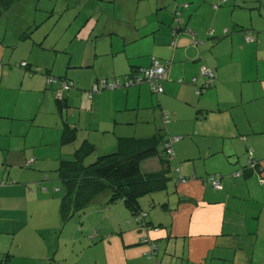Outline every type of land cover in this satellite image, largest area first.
Returning a JSON list of instances; mask_svg holds the SVG:
<instances>
[{
    "label": "crops",
    "instance_id": "0c3cea01",
    "mask_svg": "<svg viewBox=\"0 0 264 264\" xmlns=\"http://www.w3.org/2000/svg\"><path fill=\"white\" fill-rule=\"evenodd\" d=\"M188 1L194 2L191 8L185 0H133L135 8L130 14L125 11L124 0H112L115 4L112 9L117 15L112 25L108 27L107 20L91 26L92 32L102 31L98 38L105 40L109 36L106 38L110 45L108 50L94 54L96 61L97 57H104L112 62L109 72L88 80L72 78L76 87L62 92L66 102L63 117L58 113L56 88L46 85V76L69 80L67 74L61 76L62 72L55 68L56 62L52 67L50 64L40 67L32 60V55H10L13 52L9 51L24 39V29L0 35V264H264V194L251 188L252 182L256 190L253 181L257 178L256 172L264 188V154L259 151L260 146L264 148V140L257 141L264 138V128L249 133L245 139L238 133V127L232 130L228 127L232 106L216 110L220 105L218 100H209L212 96L218 98L225 86L227 70L218 55L252 54L261 61L256 77L249 78L251 74L243 68L241 74L254 83L253 97L264 100V0H228L223 5L219 0ZM177 2L181 4L180 19L184 11L190 14L179 24L184 23L194 33L195 40L201 42L198 48L191 45L192 37L188 34L180 31L175 36L172 34L171 12ZM126 18L131 23L128 29L123 26ZM211 21L221 32L223 27L232 26L231 36L216 39V29L210 27L209 30L215 29L214 39L206 40L205 31ZM246 33L252 42L245 41ZM90 38L97 49L100 39L95 40L92 34L79 42L87 44ZM42 45L40 42L39 46ZM151 58L160 65L170 63L168 73L159 82L163 93H154L144 84L90 94L99 78H121L118 76L149 67ZM18 61L27 62L31 71L15 67ZM201 67H209L214 73L209 87H201L204 82L199 74ZM108 73L113 77H108ZM192 77H197L193 85ZM211 87L212 90L206 92ZM25 93L27 98H24ZM193 94L199 98L195 101L197 110L216 116L212 132L215 133L219 124L222 128L218 135L224 138L218 145L207 147L199 142L191 145L189 138L205 137L202 131H193V135L183 138L174 147L181 139L176 135H185L182 133L187 131L181 127L184 119L172 103L180 99L189 103ZM250 100L252 96L240 95V103ZM145 107H151L161 122L162 114H167L170 120L167 124L162 122L160 130L178 139L171 146L174 164L173 169L171 162L168 165L169 179L165 188L138 200L150 230L144 231L130 222L133 214L122 200L108 204V193L96 196L79 212L82 213L79 221L65 222L62 227L60 206L56 215V197L44 193L46 177H42L38 169L47 157L58 167L59 160L71 159L72 153L65 155L66 152L61 151L64 156L58 158L49 153L46 146H67L60 143L65 124L76 128V141L69 145L73 150L84 140L96 148L102 145L114 149L118 137L144 139L138 134L140 131L131 130L135 122L124 120L119 114L132 111L140 118L139 112ZM207 118L205 115L200 121L206 122ZM170 123L173 126L168 127ZM177 125L180 129L175 128ZM205 128L210 132L208 124ZM46 129L55 130H51V138ZM248 145L253 151L246 150ZM181 155L193 158L188 162V157ZM213 156L209 162L215 167L207 168L206 160ZM159 159L160 156L145 161L142 173L158 172ZM29 160L33 161L27 164ZM34 160L37 167L32 165ZM255 162L257 167H252L255 170L246 168ZM238 171L241 176L233 177ZM180 175L186 183L176 181ZM210 175L221 176V190H214L206 182ZM92 235L96 236L93 240ZM152 245L155 256H150Z\"/></svg>",
    "mask_w": 264,
    "mask_h": 264
},
{
    "label": "rangeland",
    "instance_id": "374dc122",
    "mask_svg": "<svg viewBox=\"0 0 264 264\" xmlns=\"http://www.w3.org/2000/svg\"><path fill=\"white\" fill-rule=\"evenodd\" d=\"M157 1V0H152ZM184 1V0H183ZM127 5L125 8L126 13L130 12L132 9L135 8V4L133 0H124ZM185 2H189L185 0ZM16 4L12 6L8 11H5V16L0 19V35H3L10 32H15L18 28L20 32L24 29L22 35L24 39L22 42L12 51L10 50V55H32V60L35 62L36 65L40 67H44V65L52 64L56 62L55 68L58 72H62V77L67 74V78L69 80H73L72 78H83L88 80L95 75L104 74L109 72L110 64L112 63L109 59L104 57H97V61L94 60V54H100L101 50H108L109 44L108 40L109 36L103 38H98L102 36V31L96 30L91 31L92 23L100 24L102 22H108V27L112 25L114 22L113 20L117 18L116 12L112 9L115 5L113 4L112 0H18L15 2ZM190 8L192 7L194 2H189ZM113 4V5H111ZM180 2H177V5L173 8L171 12V19H172V27L176 28L177 25L180 26V33L185 34L184 23L180 25L177 22V18H174L175 11H179ZM118 5V2L116 3ZM110 6V8H109ZM118 13V11H117ZM131 14V12H130ZM193 14V12L191 13ZM190 14L188 10L184 11L183 17H188ZM183 17L180 19L183 20ZM109 18V19H108ZM99 19V20H98ZM133 20V16H132ZM212 20L215 21V18L212 17ZM174 21V22H173ZM183 22V21H182ZM129 20L126 18L125 25L123 26L128 29ZM88 28H87V26ZM103 26V25H102ZM210 27L216 29L215 31V38H225L230 37L232 34V26L223 27L222 32L220 31L219 27H217L216 23L211 21V25H209L208 30ZM112 28V27H110ZM182 28V29H181ZM189 29V28H188ZM214 29V30H215ZM205 31L206 40H213L214 39V30L210 29L209 31ZM223 30H227V33L223 32ZM92 34L93 38L100 39L98 43L97 49H95V43L90 38V41L87 44L80 43L79 41L82 39L84 42L88 39V35ZM187 34V33H186ZM190 36V35H188ZM76 37V39H75ZM199 39V36H197ZM191 38V36H190ZM196 39V37H195ZM97 40V39H95ZM200 40V39H199ZM201 41V40H200ZM43 42L42 47L39 46V43ZM199 41H197L198 43ZM171 43V42H170ZM201 43V42H199ZM199 43L194 46L193 39L191 38V45L195 48H198L200 45ZM211 47V46H210ZM212 48H210L211 50ZM225 53V52H224ZM98 56V55H97ZM57 57V58H56ZM219 62L226 67V78H225V86L219 91L218 98L216 96H212L209 98L211 101L219 102V106L215 107L217 109H224L225 106H232L230 109L232 111L230 117V123L228 125L231 130L235 127H238L239 134L244 136L245 139L248 138V134L255 131L261 130L260 128H264V100L255 99L253 96L255 95L256 91L253 90V82L248 81L247 77L241 74L242 68L246 71V73L251 74L249 78H255L258 71V66H260V60L255 56L252 55H218ZM56 58V60H55ZM96 61V62H95ZM16 63H21L20 61ZM102 63V64H101ZM74 64L75 66H73ZM92 64V65H91ZM15 66V64H14ZM38 73V70L35 69ZM108 77H113L112 74L107 75ZM57 77V76H54ZM103 77H106L103 75ZM123 77V76H118ZM101 79V78H99ZM74 87H76V81L73 80ZM256 85V84H255ZM260 85V84H259ZM56 88V85H54ZM213 87L209 88L206 92L212 90ZM129 89V88H127ZM116 90H125V89H116ZM66 93V92H65ZM102 93V92H99ZM96 94V93H94ZM93 94V95H94ZM252 96V100L248 101V103H240V95ZM55 95V94H54ZM34 96V95H33ZM203 96V95H202ZM201 96V97H202ZM24 98H27V93H25ZM35 98V97H34ZM262 98V96H261ZM35 100V99H34ZM199 98L193 94L192 98H189V103L185 100L180 99L176 100L172 105L176 108L178 112H180V117L184 119L181 127L187 131L186 133H182L185 135L177 134L176 136H180V142H176L174 147L180 144L183 141V138H189L188 136L193 135V131H202L205 137H197L189 138V143L193 146L197 145V142L203 144L204 146H213L218 145L223 140V136L218 135L222 128L219 124L218 128L215 133L212 131L215 129V125L213 124V120L215 119L214 114L207 113L205 111L200 112L195 107V101H198ZM151 102V101H150ZM144 106L142 103L141 108ZM215 110V109H210ZM154 110L150 108H143L140 110L139 115L140 118L137 117V112H121L119 117L124 120H133L135 125H132L131 130H138L140 131L142 138H150L156 134V130H160L162 128L161 119L154 114ZM168 113V112H167ZM202 113V114H201ZM35 114V113H34ZM201 114V115H200ZM205 115H208L206 122H201V119H205ZM34 116V115H33ZM171 116V114H170ZM60 119V118H59ZM61 121V119H60ZM209 126V131L207 132L208 128H205L206 125ZM173 126V124H169L168 127ZM175 128L180 129V125L175 126ZM51 130L55 131L54 129H46L52 137L53 133ZM163 133V130L158 131ZM137 136V135H136ZM175 137V136H170ZM262 141L264 138H260ZM97 142H101L102 140L96 139ZM104 141V140H103ZM79 142H76L78 145ZM99 144V143H98ZM162 145L157 147V151L159 154L162 153ZM46 148L48 152L54 154L55 156H64L61 155V151H65V155L69 152L73 153L72 146H56L51 148L50 145H47ZM260 148V154H264V148L262 146ZM73 150V151H72ZM246 150H252L251 146H246ZM114 152V149L107 148V146L98 145L97 149L94 154L89 155L85 158V165L91 164L98 156L102 154H109ZM247 155V152H246ZM187 156L188 162H191L192 156L190 155H181ZM197 158L196 155H194ZM57 158V157H56ZM65 159L66 157H62ZM213 157L208 158L207 161V168H214L215 166L211 164L209 161L213 159ZM62 159V160H63ZM173 164L171 162V168L173 169ZM37 167V162L32 164ZM57 163H54L48 157L43 161L41 165L42 177H46V183H44L46 189H44V193L46 195H50L52 197H56L55 200V209L56 215L58 214V209L62 200V197L65 194V188L62 184L61 180L59 179V174L57 172ZM261 174V173H260ZM257 178L254 181L256 185V190L253 187L251 182V188L253 191L257 193L264 194V188H262L261 178L258 172H256ZM42 179V178H41ZM51 185V186H49ZM59 189V191L55 192V189ZM102 216L100 215L101 219L105 217V212L101 211ZM82 213H74L69 219H67L66 223L69 221H79ZM140 217L136 214L131 216L130 222L133 225H138L139 228L142 230H150L147 229L142 225L139 224ZM61 221V218H60ZM129 222V221H127ZM65 222H61V226L64 227ZM81 224V222H79ZM147 226V225H146ZM63 228L59 230L62 233ZM72 255V254H71ZM72 264H74L72 262Z\"/></svg>",
    "mask_w": 264,
    "mask_h": 264
},
{
    "label": "trees",
    "instance_id": "16d2710c",
    "mask_svg": "<svg viewBox=\"0 0 264 264\" xmlns=\"http://www.w3.org/2000/svg\"><path fill=\"white\" fill-rule=\"evenodd\" d=\"M17 1L0 0V19H2L5 11L14 6ZM25 63L26 67L22 69L31 71V67L27 62ZM137 70L135 69L121 78H130ZM60 79L69 82L66 78ZM140 85L144 84L133 86ZM56 104L58 113L60 112L63 117L64 111H66V102L63 96L56 99ZM163 115L162 122L167 124L170 120L169 116L165 114L168 120L164 122ZM76 133V128H70L65 124L60 143L63 145L73 144L76 141ZM172 141V138L160 132H156L152 137L145 139L118 137L114 152L98 156L89 165H85L84 160L87 156L93 155L97 148L87 140L82 141L78 148L73 151L71 159L59 160L57 172L65 188L59 209L61 222H66L74 213L82 212L96 196L102 193H108V204L120 199L130 208L133 215H138L142 212L138 200L146 194L165 188L166 180L169 179L167 176L168 165L171 162L166 154V145L171 144ZM160 145H162L161 154L157 151V147ZM159 156V171L142 173V164ZM246 168L254 169L249 166ZM66 174H68L67 178L65 177ZM176 181L178 182V177ZM94 238L96 236L93 235L91 239Z\"/></svg>",
    "mask_w": 264,
    "mask_h": 264
},
{
    "label": "built area",
    "instance_id": "2783aa9c",
    "mask_svg": "<svg viewBox=\"0 0 264 264\" xmlns=\"http://www.w3.org/2000/svg\"><path fill=\"white\" fill-rule=\"evenodd\" d=\"M228 0H219V3L221 5L225 4ZM179 4V7L180 8ZM184 8L186 7V5L183 6ZM182 8V7H181ZM177 18V22L180 23V11L176 12L175 11V17ZM172 30V34L173 36L176 35V33H178L180 31V26L177 25L176 28L171 27ZM184 32H186L188 35H190L193 39H194V45H197V41L195 40V35L192 31H190V29H188L187 27H185ZM223 32H225V34L227 33V30H223ZM245 41L246 42H252L250 36L246 33L245 34ZM25 62H21V63H17L15 64V67L17 68H25ZM170 67V63L169 62H165L164 64L160 65L158 63V61H156L154 58H151V64L149 67L147 68H139L136 72H134L132 74V76L130 78H114V79H110L108 80L107 78H102L97 80L91 87L90 89V94L92 93H99L102 92L104 90H114V89H122V88H129L132 87L133 85H137V84H147L149 85V87L151 88V90L154 93L157 94H161L163 92L162 87L160 86L159 82L160 80L166 76V74L168 73ZM200 76L202 77V79L204 80L203 85L201 87H209L212 84L213 78H214V73L212 71V69H210L209 67H201L200 68ZM123 79V80H122ZM178 83H182L181 79L177 80ZM197 82V77H192L190 79V83L191 84H195ZM46 85L48 86H53L56 85V96L57 98H61L62 97V92L68 91L70 90L73 86L74 83L72 81H65L63 79L60 78H56L53 76L48 75L46 77ZM197 94L200 92L199 90L196 91ZM163 120L164 122H167V116L164 114L163 115ZM172 143L177 141L178 139H172ZM172 143L171 144H167L166 145V154L167 157H169L170 159L173 158L174 153L172 150ZM33 160H29L27 162V164L31 163ZM249 167H257V163L255 162V165L253 163H249L248 164ZM178 172V169L176 170ZM233 177H239L241 176V173L235 172L232 175ZM220 179L221 176L220 175H210L207 179L206 182L209 183L211 185V187L214 190H221L222 186L220 184ZM178 183L180 184H184L186 183V179L182 176L178 177ZM138 216L141 218L139 224L146 227L148 229V227L146 226L145 223V218H146V213L145 212H140L138 214ZM142 227V228H144ZM93 238V235L90 237ZM150 256H155V246L152 245L151 246V251H150Z\"/></svg>",
    "mask_w": 264,
    "mask_h": 264
},
{
    "label": "water",
    "instance_id": "95a60500",
    "mask_svg": "<svg viewBox=\"0 0 264 264\" xmlns=\"http://www.w3.org/2000/svg\"><path fill=\"white\" fill-rule=\"evenodd\" d=\"M198 44V43H197ZM196 46V45H195Z\"/></svg>",
    "mask_w": 264,
    "mask_h": 264
}]
</instances>
